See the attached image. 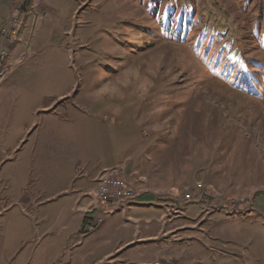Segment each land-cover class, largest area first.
I'll use <instances>...</instances> for the list:
<instances>
[{
    "label": "rangeland",
    "instance_id": "rangeland-1",
    "mask_svg": "<svg viewBox=\"0 0 264 264\" xmlns=\"http://www.w3.org/2000/svg\"><path fill=\"white\" fill-rule=\"evenodd\" d=\"M13 1L0 0V31L27 2ZM46 2L0 85V148L34 199L28 264H264V90L219 76L205 52L264 63L251 44L264 0ZM124 134L158 159V202L123 212L127 201L90 230L71 199L78 162Z\"/></svg>",
    "mask_w": 264,
    "mask_h": 264
},
{
    "label": "crops",
    "instance_id": "crops-1",
    "mask_svg": "<svg viewBox=\"0 0 264 264\" xmlns=\"http://www.w3.org/2000/svg\"><path fill=\"white\" fill-rule=\"evenodd\" d=\"M16 2L19 4L17 5ZM22 2L23 1L19 0L13 1L14 5L17 7L20 6ZM39 2L40 3L33 5L26 12L21 24L18 26L10 50L11 62L19 59L16 58L12 60V54L21 41H26L27 47L30 45L29 41H31V39L29 38L31 35L27 38V28L30 26L32 17L34 19L33 24H36L34 15L37 9H42L43 7L48 9V7H52L46 0H40ZM33 28L34 27H32V30ZM55 134L58 139L57 144L61 145L62 142L59 141L60 133L56 132ZM124 138L126 139L124 143H119L117 145L114 143L112 148L105 147L102 150H98L97 153L92 154V159L88 162H78V165L82 166L84 164L86 167H83V172L78 171L74 175L73 179L77 192L71 196V199L78 201V209L82 213V217L87 221H91L93 217V213L88 211L89 203L93 199V197L88 194L89 191L96 185L102 172L117 164H124L127 167V173L130 179L140 182L141 178L147 177L150 181V190L132 200L129 207L122 209L123 212L133 210L135 206L153 209L152 203L158 202V159L154 160L151 152L142 146H131L129 137L125 134ZM50 148V144L47 143L45 150L50 151ZM6 159L7 154L5 150L0 148V264H12L11 260L13 259H15V264H28L29 253L27 248L29 240L32 241L33 239L35 228L34 216L31 213L34 208V199L30 196L28 190L22 188L25 182L23 178L25 177H18V173L14 168L7 167ZM18 181H20L21 185L20 189L17 190L19 194H7V188H9L10 185H15L17 188L18 184H16V182ZM175 193L176 192H172L170 195ZM113 213L114 212L111 211V213L109 212L107 214ZM152 236L154 235L149 234L148 237ZM130 242L131 241H128L126 244ZM108 256L109 254H107L105 258ZM111 258L112 257H110V259Z\"/></svg>",
    "mask_w": 264,
    "mask_h": 264
},
{
    "label": "built area",
    "instance_id": "built-area-1",
    "mask_svg": "<svg viewBox=\"0 0 264 264\" xmlns=\"http://www.w3.org/2000/svg\"><path fill=\"white\" fill-rule=\"evenodd\" d=\"M23 5L7 19L6 24H4L0 31V85L8 72L12 69L10 50L16 29L21 24L27 12L24 10L25 8ZM32 6L33 5H31V7ZM128 181L127 172L123 164H117L104 171L98 180V189L95 190L92 188L88 193L93 197L92 200L97 203V206L101 207L99 209L101 215L99 216H95V212H93L94 208L90 210V212L93 213V220L89 223L90 230L98 226V222H101L102 215L116 210L121 204H127V201H132L143 194V192H140ZM189 197L190 196H188V198Z\"/></svg>",
    "mask_w": 264,
    "mask_h": 264
},
{
    "label": "trees",
    "instance_id": "trees-1",
    "mask_svg": "<svg viewBox=\"0 0 264 264\" xmlns=\"http://www.w3.org/2000/svg\"><path fill=\"white\" fill-rule=\"evenodd\" d=\"M33 0H27V2L24 5V8L26 11H28L31 8ZM18 29V28H17ZM16 29V32H17ZM184 29V28H183ZM179 29L178 25L175 24L173 28V33L177 34L178 36L181 35L182 30ZM190 32L193 34V37L195 35H198V24L196 23L194 25V28L189 29ZM15 32V33H16ZM167 37V32L163 33ZM192 37V38H193ZM258 44L259 50L262 54H258V57H261L264 54V30L261 29V32L259 34V39H254V41L251 43ZM225 48V47H224ZM226 49V48H225ZM212 52L211 58L208 60L210 65H212L215 68H219V76L224 75L226 76L227 80L230 81L233 84H239L236 83V80L241 83L239 84L241 87H247L250 92L259 93L257 89L261 88L264 90V70H262V67L264 68V63L262 61H259V65H254L253 61L243 53L242 51L239 52V57L235 58V61L233 60V57L227 56L225 53V50L220 49L217 45H211L210 47H206L205 52ZM248 54V52H246ZM235 64L239 65V71H236ZM255 66V67H254ZM254 68V69H253ZM236 71V72H235ZM259 72V73H256Z\"/></svg>",
    "mask_w": 264,
    "mask_h": 264
}]
</instances>
